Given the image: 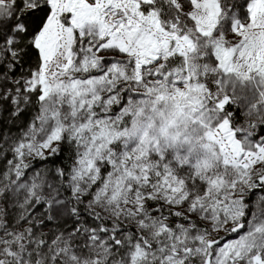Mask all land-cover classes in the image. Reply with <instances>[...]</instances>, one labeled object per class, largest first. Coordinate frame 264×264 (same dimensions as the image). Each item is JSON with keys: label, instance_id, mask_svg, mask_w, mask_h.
<instances>
[{"label": "snow or ice", "instance_id": "6c2138e0", "mask_svg": "<svg viewBox=\"0 0 264 264\" xmlns=\"http://www.w3.org/2000/svg\"><path fill=\"white\" fill-rule=\"evenodd\" d=\"M217 69L264 82V0H0V115L30 113L0 131V264H264L218 235L264 185V119L232 122ZM151 96L182 99L195 168L124 127Z\"/></svg>", "mask_w": 264, "mask_h": 264}, {"label": "rangeland", "instance_id": "374dc122", "mask_svg": "<svg viewBox=\"0 0 264 264\" xmlns=\"http://www.w3.org/2000/svg\"><path fill=\"white\" fill-rule=\"evenodd\" d=\"M207 3L212 4L214 3V0H206ZM210 63H215L214 58L211 59ZM215 75V77H221L222 82L220 84L221 90L225 94L231 95L235 103H237L239 106L244 107V119L243 123H247L251 119H264V97L260 95L261 92H264V82H262V78L259 77L256 74H251L250 78L247 80H250L254 84V92H247L248 90L245 88V85L242 86L238 85L239 87L236 88L235 82L240 80L241 78L236 73H227L220 69H217L215 72L211 73ZM246 80V81H247ZM143 92V90H140ZM156 98V97H155ZM145 99L148 101L146 108L141 110L142 107L140 103L138 104L136 101H134L132 104L128 106V114L129 119L131 120V124L125 128L129 130V132H132L133 127L140 126L141 123L144 122V119L146 116H149L151 113H154L155 110H161L163 113L164 111H167L166 114L169 111V106L165 103L160 104H154L153 99L154 96L151 97H145ZM157 99V98H156ZM253 99L256 103L260 102V106L258 108L254 107ZM158 100V99H157ZM164 100V99H159ZM139 102V99H138ZM244 105V106H243ZM164 110V111H163ZM164 113V115H166ZM161 120L159 119V116L156 117L154 121V126L150 128L148 131L149 134L154 135L157 138H160L158 134L156 133V129L160 126ZM239 125V124H236ZM197 126H187L186 124H182L179 127H177L173 134L169 135L167 138L161 139L160 138V144H164L165 146L169 147L171 151L172 159H178L179 157L183 156L185 163H190L192 166L197 161L198 158L204 157V155H198V151H195L194 155H191L192 151H190L189 145L192 143L196 144L195 148H202V142L200 140V137L202 136V132L196 131ZM123 131V129H121ZM137 131V129H136ZM191 138V139H189ZM254 140V135L246 137L242 140V147L247 148L249 144ZM189 141V143H188ZM186 146L187 149L181 147ZM197 164V162H196ZM187 170L181 172V175L184 174ZM249 195V190L246 191L242 197L244 199L246 196ZM244 211V205L241 203V212L243 214ZM242 216V215H241ZM241 216L239 217V225L240 227L230 233L220 232L218 235L221 237L226 236L228 240H240L244 238L243 233L246 230V226L244 223L240 220ZM210 227V225H209ZM260 255L264 254L263 250L261 249L258 252ZM252 254H254V251L252 250Z\"/></svg>", "mask_w": 264, "mask_h": 264}, {"label": "trees", "instance_id": "16d2710c", "mask_svg": "<svg viewBox=\"0 0 264 264\" xmlns=\"http://www.w3.org/2000/svg\"><path fill=\"white\" fill-rule=\"evenodd\" d=\"M179 63V58H175L172 65L170 66H175L176 64ZM204 82L206 85L211 89L212 93L217 96L218 98H223V97H228V103L225 105L224 111L227 112L231 120L234 124H240L243 123L244 119V107L239 106L231 95L228 93L225 94L220 87V84L222 82V78L215 77V75L210 74L209 76L205 77ZM245 85V88L248 90L247 92H254V84L250 80H243L240 79L235 82L236 88H238L242 85ZM256 90V89H255ZM145 99V97H143ZM255 99H253V102ZM136 102L139 104L138 100ZM141 107L143 109L146 108L147 103L141 104ZM254 107L258 108L260 106L259 103H253ZM244 106V105H243ZM114 112L118 111V109H114ZM164 111V110H163ZM167 111H164L166 114ZM164 113L161 110H155L154 113H151L149 116H146L144 119V122L141 123L140 126L133 127V129H137V135L138 136H143L146 137L150 142L153 144L155 143H160V138L155 137L154 135L149 134L150 128L154 126V121L157 116H163ZM9 113L4 112L2 115H0V131H3L4 133H8L9 131L11 134L16 135L19 134L20 129H22L28 122L30 118V113L25 112L23 115H21L14 124L9 123ZM125 123L124 127H127L131 124V120L129 119V115L125 118ZM187 126L191 127L194 126L190 122L186 123ZM123 129V128H122ZM257 132L260 133V135H264V128H259V126L256 129ZM155 137V139H153ZM191 139V138H189ZM189 143V141H188ZM185 149H187L186 146H181ZM190 151H192L191 155L195 154V151H198V155H205L203 148H195L196 144L192 143L189 145ZM204 157L198 158L196 162L202 161ZM196 162L193 164V168L196 166ZM67 163V162H66ZM242 204L244 205V211L241 216V221L244 223V225L247 227L246 230L243 233V237H249L250 235H253L254 240H255V247L252 249L254 251V254L258 253L261 249L263 250L264 253V233H256L255 229L257 227H260L261 225H264V185H255L254 187L249 189V195L246 196L244 199H242ZM261 257H264V254H261Z\"/></svg>", "mask_w": 264, "mask_h": 264}, {"label": "clouds", "instance_id": "9594fccd", "mask_svg": "<svg viewBox=\"0 0 264 264\" xmlns=\"http://www.w3.org/2000/svg\"><path fill=\"white\" fill-rule=\"evenodd\" d=\"M168 95L172 94L169 93ZM153 103H165L169 106L168 113L159 117L161 124L156 129V133L161 139L167 138L169 135L174 133L177 127L188 122L185 120L182 108L177 106L182 105L183 101L181 98L175 97V99H168L167 96H165L164 100H157L154 96ZM153 139H155V137H153Z\"/></svg>", "mask_w": 264, "mask_h": 264}]
</instances>
